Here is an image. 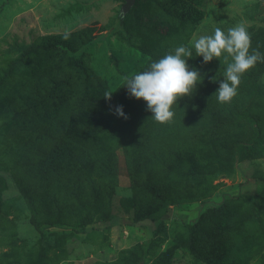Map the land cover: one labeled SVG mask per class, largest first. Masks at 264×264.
<instances>
[{
  "label": "rangeland",
  "instance_id": "374dc122",
  "mask_svg": "<svg viewBox=\"0 0 264 264\" xmlns=\"http://www.w3.org/2000/svg\"><path fill=\"white\" fill-rule=\"evenodd\" d=\"M128 2L0 0V264H264V121L258 123L259 139L240 150L236 162L227 153L231 142L227 138H213L207 153L197 126L165 136L155 135L162 125L152 127L145 142L150 151L137 163L136 173L148 176L149 185L163 181L164 185L158 183L170 191L172 200L161 205L144 191L133 189L120 147L112 150V190L102 189L103 196L89 198L87 207L74 205L63 184L54 186L57 203L49 190L32 193L16 182L15 176L26 180L20 164L28 157L24 147L34 140L40 144L38 136L32 138L36 129L29 128V120L22 117L27 99L46 95L43 104L25 113L35 121L46 116V124L55 129L68 119L69 104L78 108L76 103L85 93L92 121L101 122L99 133L92 137L99 143L104 121L112 118L111 105L122 106L125 112L146 103L129 96L121 86L124 77L144 71L150 60L174 54L181 45L191 48L193 56L187 63L203 77L191 98L204 104L212 99L210 111L217 116L232 113L233 105L218 102L215 94L227 67V53L204 63L191 42L199 35H211L215 28L226 33L244 23L246 29L258 31L250 51L258 46L263 49L264 0ZM29 44L38 50L23 56L21 48ZM51 44L66 46L67 52L45 51ZM68 56L87 65L84 75L95 78L87 80L88 86L80 85L64 66ZM67 77H72L70 87L51 91L54 82L67 81ZM257 81L264 84V72ZM106 91H113L111 99L104 98ZM58 95L61 100L56 108L53 96ZM239 99L241 108L244 98L239 95ZM23 129L32 133L30 137ZM249 129L247 121L231 132L242 137ZM42 142L53 144L51 139ZM159 147L164 154L157 157L154 148ZM32 209L36 225L31 223ZM143 212L158 216L159 224L155 227L149 219H139ZM84 218L89 222L81 224ZM189 227L193 251L184 246Z\"/></svg>",
  "mask_w": 264,
  "mask_h": 264
},
{
  "label": "trees",
  "instance_id": "16d2710c",
  "mask_svg": "<svg viewBox=\"0 0 264 264\" xmlns=\"http://www.w3.org/2000/svg\"><path fill=\"white\" fill-rule=\"evenodd\" d=\"M247 31L251 39L258 36V31L252 28L247 29ZM252 44H256V42ZM65 49L66 46L62 45L61 48H58L55 44L46 45L44 48L45 51L53 50L59 53H66ZM21 50V54L25 56L36 52L38 46L29 44L23 46ZM259 51L264 54V48L259 47ZM64 66L77 76L75 77L76 80L84 87L89 85L88 79H95L92 75L88 77L84 75L89 68L87 65L84 66L82 61L77 57L68 56ZM262 72H264V62H257L254 67L242 74L241 81L243 82H240L237 87V94L230 102L233 105V111L224 117L217 116L210 111L213 108L212 99H208L206 104H204L203 102L197 103L191 96L178 99L177 104H174L172 108L174 111L173 119L165 123L157 122L151 117L152 113L146 110V103L139 107L126 109L124 113L127 119L116 115L115 108L111 105L109 109L112 112V118H109V121L108 118L106 119L107 121H104L101 132V137L103 138H101L102 141H99V143L94 141L92 137L99 133L101 122L95 123L92 121L91 106L88 104L90 98L86 97L85 93H81L80 99L76 103L78 108L69 104L70 115L68 119L58 126L55 125V129L53 126L49 127L46 124L48 120L46 116L37 117L35 121L25 113L29 108L34 110L38 104H43L46 95L43 97L39 96L37 99L32 97V101L27 99L26 106L22 111V117L24 120H29L30 123L27 124L29 128L33 127L32 130L36 129L32 138L38 136L40 144L35 145V140L26 144L24 151L28 157L20 163L25 171L23 176L26 177V180L22 176L19 178L15 176V180L28 192L36 193L43 189L49 190L52 200L57 203L59 202V196H57L56 192H53V190H57L54 186L58 183L63 184L67 190L69 188V195L74 205L80 208L87 207L89 206V198L94 199L98 194L99 196H103L104 191L112 190L111 187L115 179V172L110 168L114 162L112 150L115 147H120L127 175L133 189L144 191L156 203L161 205L168 200H172L170 191H167L163 188L164 186L158 183L161 182L164 185L163 181L159 180L149 185L148 176H142L143 178H141L137 174L139 172V165L137 163L143 155H147V152L149 153L150 151L145 146L148 134H150L149 130L152 127L154 130L155 127L162 125V128L158 127L155 135L165 136L168 133L175 135V132L179 129L192 131L191 129L197 126L195 129L199 131L200 143L205 142L203 145L205 152L208 153L211 149L213 138L217 140L227 138L231 141L226 148L227 153L231 160L236 162L239 158L240 150L250 148L260 137L261 129L258 123L264 121V84L258 82L257 78ZM70 79L72 77H67V81L54 82L51 85V91L60 90L65 86L70 87L72 84ZM239 95H242L244 98L241 108H238L241 102ZM53 98H55V101L57 100V108L61 97L58 95L56 97L53 96ZM108 103L110 104V101ZM55 119L57 120L58 117ZM247 121L250 123V129L246 132V136L235 137V132H231V130L242 126ZM107 122H110V124H107ZM78 132L84 133L85 137L79 136ZM23 133L27 137H30V134H32L28 133L27 129H23ZM47 139L53 140V144L49 146L42 142ZM66 151L71 152L67 154L69 158L66 155ZM154 152L157 153V157L162 156L164 154L163 147L154 148ZM59 158H64L63 162L60 161L59 163ZM143 168L146 171L148 164L144 163ZM207 169L204 168L205 171ZM203 173L201 171L202 175ZM204 186L206 188L209 187L205 182ZM161 187L163 189L160 191ZM194 188L200 189L199 187ZM201 190L203 191V188ZM31 212V223L36 225L34 219L36 212L34 209ZM88 219H82L81 224L88 223ZM139 219H149L155 227L160 221L158 216H149L147 212H143L139 216ZM189 229L188 239L184 246L193 251V233L191 227ZM224 250L227 252L229 249L224 248Z\"/></svg>",
  "mask_w": 264,
  "mask_h": 264
},
{
  "label": "clouds",
  "instance_id": "9594fccd",
  "mask_svg": "<svg viewBox=\"0 0 264 264\" xmlns=\"http://www.w3.org/2000/svg\"><path fill=\"white\" fill-rule=\"evenodd\" d=\"M67 38V37H66ZM196 55L202 56L203 62L219 58L222 52L227 64L223 79L215 91L218 102L230 103L237 94L241 76L257 62H264V54L257 48L251 49V36L244 23H238L227 32L215 28L211 35H199L192 42ZM191 48L181 45L162 58L150 60L144 71L124 77L121 86L126 87L129 96L143 99L146 110L152 113L154 120L160 123L170 122L174 117L173 105L178 99L191 96L196 85L202 82L198 69L190 68L187 58L192 57ZM231 57V62L228 58ZM213 80H216L212 77ZM113 91H106L103 96L111 99ZM115 114L127 119L122 106H116Z\"/></svg>",
  "mask_w": 264,
  "mask_h": 264
},
{
  "label": "water",
  "instance_id": "95a60500",
  "mask_svg": "<svg viewBox=\"0 0 264 264\" xmlns=\"http://www.w3.org/2000/svg\"><path fill=\"white\" fill-rule=\"evenodd\" d=\"M132 1H133V0H129V2H128V3H126V5H127V4H130Z\"/></svg>",
  "mask_w": 264,
  "mask_h": 264
}]
</instances>
